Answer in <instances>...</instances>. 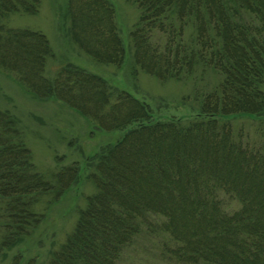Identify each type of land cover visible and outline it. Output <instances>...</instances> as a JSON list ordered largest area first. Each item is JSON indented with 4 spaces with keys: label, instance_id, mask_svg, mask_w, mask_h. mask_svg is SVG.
I'll list each match as a JSON object with an SVG mask.
<instances>
[{
    "label": "trees",
    "instance_id": "obj_1",
    "mask_svg": "<svg viewBox=\"0 0 264 264\" xmlns=\"http://www.w3.org/2000/svg\"><path fill=\"white\" fill-rule=\"evenodd\" d=\"M40 1L0 0V70L96 129L121 131L88 159L95 191L45 264H116L144 230L165 234V253L180 264H264V0H129L139 9L129 31L134 70L161 80L198 67L221 76L194 94L199 112L187 120L156 119L147 102L73 63L48 74L46 35L7 23L11 14L36 13ZM64 17L94 61L124 63L110 0H66ZM234 114L253 116V137L219 119ZM80 176L76 161L49 177L40 172L18 120L0 108V257L41 223V198L51 205Z\"/></svg>",
    "mask_w": 264,
    "mask_h": 264
},
{
    "label": "rangeland",
    "instance_id": "obj_2",
    "mask_svg": "<svg viewBox=\"0 0 264 264\" xmlns=\"http://www.w3.org/2000/svg\"><path fill=\"white\" fill-rule=\"evenodd\" d=\"M116 13V21L127 48L124 63L119 67L99 63L79 49L68 35V21L64 17L66 0H41L34 14L14 13L8 16L11 26L30 28L43 32L49 40L53 57L47 62V73L52 74L65 63L76 64L98 74L120 89L129 91L147 102L159 120L192 119L199 112V100L194 94L210 90L221 76L212 68H197L194 75L185 79H158L142 70H134L130 61L129 31L137 21L139 9L129 0H110ZM264 90V84L262 86ZM0 108L8 109L23 129L24 141L29 146L36 168L47 177L57 168L73 162L81 167L77 183L63 195L47 205L48 197H42L35 209L43 213V220L33 233L14 248L0 264H27L31 256H38L32 264H45L49 252L56 248L71 230L78 211L85 204V197L95 191L88 159L101 146L114 142L121 131L96 129L85 117L56 100H40L18 84L11 74L0 70ZM228 120L234 130L243 128L254 135L255 119L247 114L220 116ZM87 173V174H86ZM168 237L160 232L142 231L135 241L126 247L116 264H180L165 253ZM21 249V257L13 255Z\"/></svg>",
    "mask_w": 264,
    "mask_h": 264
}]
</instances>
